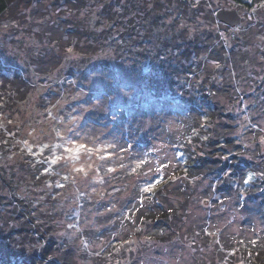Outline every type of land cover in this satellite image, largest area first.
I'll use <instances>...</instances> for the list:
<instances>
[{"label": "trees", "instance_id": "trees-1", "mask_svg": "<svg viewBox=\"0 0 264 264\" xmlns=\"http://www.w3.org/2000/svg\"><path fill=\"white\" fill-rule=\"evenodd\" d=\"M43 1L0 0V22L43 26L37 40L45 38L42 44L49 48L37 54L39 62L33 65L40 74L55 71L63 77L60 110L68 134L49 151L31 134L24 137L30 132L22 128L24 122L11 134L1 130L0 264H99L103 258V264H113L116 258L122 261L120 252L136 261L143 249L177 240L186 244L191 264H264V156L258 153L264 145V22L257 33L250 27L236 35V44L242 41L245 49L235 51L224 38L219 42L224 24L212 10L202 20L201 0H149L150 9L141 5L146 0H136L133 15L119 19L118 5L100 0L102 20L93 23L83 20L81 11L96 0H50L63 2L69 13L47 24L39 14ZM237 1L253 8L264 0ZM139 12L145 14L135 20ZM71 51L82 58L73 62ZM119 65L140 68L146 85L126 84L130 94L117 87ZM4 66L0 61V78H5L0 83H7L0 89L5 111L11 101L19 105L33 98L34 91L23 75ZM94 73L102 82L97 87L106 90L85 94L69 81V76L81 82ZM120 94L126 99H118ZM93 102L98 105L89 109ZM243 135L256 143L254 148L238 144ZM158 140L164 159L151 148ZM95 144L101 147L93 154ZM145 154L156 161L143 171L150 164ZM14 155L24 157L13 160ZM230 156L231 164L222 162ZM80 161L113 182L105 187L109 193L90 200L87 193L96 190L95 184L87 193L79 191L75 208H44L38 192L53 186L49 196L58 194ZM142 171L146 175L140 178ZM161 177L151 193L143 191ZM86 204L92 207L91 218L82 214ZM197 204L205 207V216H199L204 224L194 216ZM106 208L110 211L103 213ZM152 253L144 251L146 260ZM157 255L155 261L162 257ZM175 258L180 256L175 253Z\"/></svg>", "mask_w": 264, "mask_h": 264}, {"label": "rangeland", "instance_id": "rangeland-1", "mask_svg": "<svg viewBox=\"0 0 264 264\" xmlns=\"http://www.w3.org/2000/svg\"><path fill=\"white\" fill-rule=\"evenodd\" d=\"M64 2V0H62ZM136 0H112L113 4H117L118 8L116 13L119 18L124 17L127 15L128 17L132 16L133 14H129V12L132 10V3ZM149 0L144 1L143 8L145 9H150V7L153 6V4L148 3ZM203 3L201 6L205 9L200 15L202 16V20H204L203 17L204 13H206L208 10H212L213 14L216 16V11L219 8H225V9H236L239 14L242 16V21L236 25V26H229L226 23L223 22L224 25L221 27V33L219 37V42L222 38H224L226 41L229 42V44L234 45L235 51H241L242 48L245 49L242 41H240V45L236 44L239 40H237L236 35L241 36L244 32L246 31H251L255 30L254 32L257 33L256 31L259 30V23L264 22V1L262 3H257L255 7H249L244 3H239L237 0H201ZM63 2L61 4L55 3L54 5L50 3V0H44L40 9H39V14L44 18V22L47 24L48 22H56V20L64 18L66 15V12L68 9L66 8V5H63ZM87 3L88 0H86ZM91 4V3H90ZM95 6H88L87 8L83 9L81 11V16H83V20H87L90 22H98L101 21L102 19L100 18L99 14L102 11V8H104V4L100 3V0H96ZM120 6V7H119ZM38 10V9H37ZM134 12L139 11L138 7L133 9ZM69 13V11L67 12ZM211 13V12H210ZM144 12H139L134 15V19L138 20L139 15L144 16ZM75 16V14H74ZM218 20V19H217ZM222 22V21H220ZM119 23V22H117ZM126 26L129 25V21L126 18L124 21ZM53 24V23H52ZM55 29L59 30V27L56 25H53ZM125 26V33L126 35L130 33V30H127ZM250 27L253 28L250 30ZM61 28V27H60ZM43 26L42 25H36L33 22H25V23H10V22H0V61L1 64L5 65V69H9V71L13 72L16 71L21 75H23L26 80L27 84H29L33 91H34V96L33 98L29 99L27 102L21 103L19 105L15 104L13 101H11L7 106L6 110L4 111V103L1 102V95H0V139H2V131L1 130H8L14 131V129H19V126L22 122L24 124L22 125V128H27L25 130H29L30 132L26 134L25 132L24 137H28L27 135L33 137V142H38V144L44 143L48 145V150L49 151H55V146L57 139H64L67 137V127L68 125H64V120L62 119V114H61V108H64L63 104V98L60 95V87H62L61 80L62 78L59 76L58 72L52 71L47 74H40L37 72L36 67L34 62L37 64L39 61L38 59H35L37 57V54H39L40 51H45L48 50L49 45L44 44L43 46L42 41L45 39H40L37 40L38 37H40V32H42ZM123 30V31H124ZM128 32H127V31ZM254 33V34H255ZM257 41V35L254 36L253 42ZM246 44V43H245ZM236 46V47H235ZM238 47V48H237ZM57 50V49H56ZM58 54H66L64 51L58 50ZM71 57H73V62L76 60H80L82 58L81 55H77L74 51H71L69 53ZM70 59V60H72ZM119 71H118V80H119V85L117 87L124 86L126 89L127 85L134 84L136 86L142 87L145 86L146 84L143 83V76L141 69L138 68L137 70H132L129 66H118ZM258 71H262L260 68ZM9 75V74H7ZM69 75V74H68ZM67 75V76H68ZM253 77V76H252ZM262 79H264L262 77ZM1 81L5 80L4 77L0 78ZM69 81L72 84V86H77L83 90V92L86 93H96L98 89L104 91L106 90V87H103L102 85L97 87L98 84V74L94 73L93 76H87L81 78V82L77 79H74L69 76ZM251 81V80H250ZM29 82V83H28ZM10 83V82H9ZM3 84V87H2ZM7 83H0V89H3L6 86ZM134 85H131L133 87ZM7 89V88H5ZM11 90V89H7ZM63 90V88H62ZM133 93L131 90L128 89V94ZM90 94V95H91ZM140 98H143L141 96ZM118 99L120 100H125L126 98L124 95H118ZM130 100L132 101L133 98L130 97ZM11 103H14L13 105H10ZM4 104V105H3ZM152 105L154 103H151ZM88 105V104H87ZM98 104H95V102L91 103L88 105L89 109H92L94 106H97ZM149 105V106H148ZM147 108H151L152 105L148 104ZM40 107H43V109L46 110L47 115L43 114L41 115ZM41 117V118H40ZM66 119V118H65ZM145 126H151L153 124H147L145 122ZM21 127V126H20ZM21 128V129H22ZM250 129V128H249ZM24 130V131H25ZM59 137V138H58ZM252 138H255L254 136H251ZM161 140L154 141L152 144L151 148L153 150H160L161 152V159H164L165 153L163 152L164 150V145L160 143ZM238 144H241L245 147L249 148H254V144L256 143L250 142L248 139V135H243V139L241 141H237ZM263 142H264V136H263ZM101 147V144H95L91 147V151L93 154L99 151ZM244 148V147H243ZM240 148V151L243 149ZM46 150V149H45ZM229 151H233L234 156L240 157L242 156L241 154H236V149H229ZM256 151V149H255ZM258 153L262 156H264V145L262 144V148L258 150ZM232 154V156H233ZM232 156L229 158H224L222 162L224 161L226 164H228L230 161H232ZM13 160L22 159L24 156H13ZM143 157H149L150 159V164L147 169H143V171L148 170L151 167H154V159L151 155L145 154ZM159 157V158H160ZM167 159L173 160V156L171 154H167ZM223 158L224 156L221 155ZM244 157V156H243ZM158 158V159H159ZM159 159L158 161L160 162ZM229 159V161H227ZM236 161L237 158L235 159ZM60 162V166L62 165V161ZM16 163V162H12ZM234 166L237 165V162H232ZM11 164V163H8ZM231 164V162L229 163ZM56 166V168H59ZM78 168H82L80 171H77ZM76 170V171H75ZM71 178H67V181L60 187V192L58 194H54L53 197L51 198L49 196V193H53L54 188L53 186L51 187H46L42 188L38 192V200L43 201L44 208L46 207H56L58 210L68 209L71 205V208L77 207L78 200L80 198V193L79 191L90 190V186H93L96 184V190L91 194H89V197H91L90 200H94V198L101 200L105 197L106 194L109 193V190H106L105 187L110 185L113 182H108L107 179L103 178L104 173L99 174L93 170V167H91L88 162L86 161L84 164L80 161V165H74L73 169L71 170ZM143 171L141 174L138 176L144 177L146 174H143ZM60 175L62 176V171H59ZM96 175V176H95ZM98 176V179L96 178ZM100 176V177H99ZM96 178V180H95ZM98 181V182H97ZM45 187V186H44ZM76 189V190H75ZM94 190V188H92ZM115 189L111 190V193H113ZM102 193V195H101ZM119 191H117V194ZM116 197L118 200L121 198V196ZM122 199V198H121ZM198 203V202H197ZM194 216L195 218L198 219V223L204 224L203 220H201V216H205L206 210L203 205H194ZM63 209V210H64ZM83 212L82 214L84 216H89L90 218L92 217V207L87 206V204L82 208ZM116 210V208H114ZM110 210L108 208L104 209L103 213H108ZM91 212V213H90ZM228 213V212H227ZM200 216V217H199ZM231 218L233 215L230 216ZM213 218V217H212ZM239 218H241V215H239ZM211 219V218H210ZM218 220V218H216ZM234 220V217H233ZM62 222V221H61ZM60 222V223H61ZM231 226H237V223H234V221L229 222ZM82 224V229L85 228L88 224L89 221L86 222H81ZM79 230L77 232L72 231L74 236L75 234L77 235ZM175 234V233H173ZM71 236V237H72ZM180 238H182V233H180ZM205 240V239H204ZM105 242V240L101 241ZM76 245V244H75ZM78 247V243L76 245ZM95 247H98L97 244L93 245ZM100 246V245H99ZM81 247V246H80ZM79 247V248H80ZM92 248V247H91ZM94 249V248H92ZM150 251V253H154L153 258H150L149 260H146V256L144 255V251ZM130 253V251H128ZM157 252H161L162 257L155 261L154 259H157L158 257H154L157 255ZM152 253V254H153ZM175 253H177L180 258H175ZM121 255V262L116 261L113 264H191L190 254L188 252V249L186 247V244L183 243L180 240L176 241L175 243H167V242H160L158 245L154 244L150 246L147 249H143V254L141 257L136 259L134 261L133 259H130L128 256V253L120 252L118 256ZM184 257V258H182ZM120 258V257H119ZM128 259V260H127ZM99 261V260H98ZM105 261V258L100 260L99 264H103ZM134 261V262H132ZM91 264V263H90ZM107 264H111L108 262Z\"/></svg>", "mask_w": 264, "mask_h": 264}, {"label": "water", "instance_id": "water-1", "mask_svg": "<svg viewBox=\"0 0 264 264\" xmlns=\"http://www.w3.org/2000/svg\"><path fill=\"white\" fill-rule=\"evenodd\" d=\"M216 17L229 26H236L242 21V16L236 9L219 8Z\"/></svg>", "mask_w": 264, "mask_h": 264}, {"label": "snow or ice", "instance_id": "snow-or-ice-1", "mask_svg": "<svg viewBox=\"0 0 264 264\" xmlns=\"http://www.w3.org/2000/svg\"><path fill=\"white\" fill-rule=\"evenodd\" d=\"M53 163H55V161H53ZM141 163H143V161H141ZM134 171H135V169H134ZM157 171L159 172V169ZM161 179H162V177L156 178L154 180V182L146 184L143 191L151 193L153 191V189L156 187V185H158L161 182ZM249 179H251V175H249ZM245 182L247 183V180Z\"/></svg>", "mask_w": 264, "mask_h": 264}]
</instances>
